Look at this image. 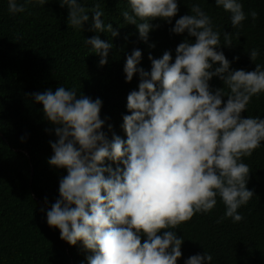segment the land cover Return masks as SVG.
Masks as SVG:
<instances>
[{"label":"clouds","instance_id":"clouds-1","mask_svg":"<svg viewBox=\"0 0 264 264\" xmlns=\"http://www.w3.org/2000/svg\"><path fill=\"white\" fill-rule=\"evenodd\" d=\"M47 2L7 0V9L16 15L24 13L27 5ZM59 3L68 9L71 28L81 30L92 12L90 31L118 35L112 23H105L99 3L91 8L82 0ZM215 6L229 14L235 29L242 28L249 16L253 22L258 18L257 11H244L241 0H215ZM189 8L190 13L176 19L170 32H186L195 40L179 43L174 61L169 51L158 59L150 55L151 70L145 71L138 67L139 49L126 57V82L134 74L140 81L138 90L127 96L130 114L122 117L126 140L115 134L109 139L101 130L107 118H100L99 98L78 96L75 89L64 86L31 94L42 105L56 137L49 141L52 155L47 163L67 173L59 181L58 199L46 211L47 225L58 229L60 239L69 245L80 242L91 251L88 264H176L184 239L174 229L196 214L211 213L218 200L224 213L216 222L239 223L244 220L239 209L254 196L246 187L250 168L244 158L262 147L264 119L244 118L241 113L254 96L264 93V64L255 63L253 71L230 69L218 49L221 35L225 47L233 44L232 33L216 30L198 0ZM178 11L177 0H125L120 15L147 42L149 32L158 27L150 21L171 24ZM84 43L99 57L100 66L108 62L110 41L97 35ZM248 54L254 63L261 53L252 48ZM213 77L224 87L211 90ZM106 160L116 164L115 169L104 166ZM161 230H165L162 235ZM212 261L213 256L204 252L184 264Z\"/></svg>","mask_w":264,"mask_h":264},{"label":"trees","instance_id":"trees-1","mask_svg":"<svg viewBox=\"0 0 264 264\" xmlns=\"http://www.w3.org/2000/svg\"><path fill=\"white\" fill-rule=\"evenodd\" d=\"M82 2L87 8L99 3L105 12V23H112L118 35L90 31L92 12L81 30L71 28L67 25L68 9L61 7L59 0H48L43 6L27 5L24 13L16 15L8 12L7 0H0V264H88V257L93 255L80 242L69 245L61 240L59 230L47 225L46 211L58 199L59 181L67 173L47 163L52 155L49 141L55 142L56 137L52 125L44 119L42 105L31 94L49 89L54 92L64 86L75 89L78 96L99 98L100 118H107L101 130L109 139L115 134L126 140L121 124L122 117L130 114L127 96L138 90L140 82L138 74L126 82V57L139 49L142 55L138 67L150 71V55L158 59L169 51L174 61L179 43L195 40L186 32L177 35L170 29L176 19L190 13L191 3L197 0H177L179 11L171 24L159 19L150 21L158 27L149 32L147 42L139 39L134 25L123 22L120 11L125 0ZM198 2L216 30L232 33L233 44L225 47L221 35L218 49L229 60L230 69L253 71L255 63L264 64V0H241L244 11L255 10L258 18L253 22L249 16L239 29L232 28L229 14L216 7L215 0ZM97 35L113 45L103 66L84 43ZM252 48H259L261 53L254 63L248 54ZM209 86L213 91L224 87L217 77L209 81ZM241 115L264 119V93L254 96ZM261 143L251 157L244 158L250 168L246 187L254 193L249 203L239 209L244 220L217 223L224 213L219 200L211 213L194 215L173 230L184 239L176 264L204 252L213 256L212 264H264V142ZM109 165L113 169L117 166L106 160L104 166ZM144 239L142 236L141 243Z\"/></svg>","mask_w":264,"mask_h":264},{"label":"water","instance_id":"water-1","mask_svg":"<svg viewBox=\"0 0 264 264\" xmlns=\"http://www.w3.org/2000/svg\"><path fill=\"white\" fill-rule=\"evenodd\" d=\"M25 154H27V153H25ZM38 202H40L39 200H37Z\"/></svg>","mask_w":264,"mask_h":264}]
</instances>
